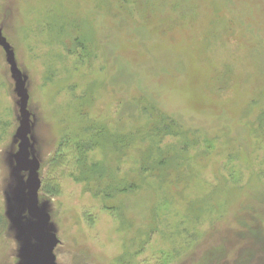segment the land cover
<instances>
[{
    "label": "rangeland",
    "instance_id": "obj_1",
    "mask_svg": "<svg viewBox=\"0 0 264 264\" xmlns=\"http://www.w3.org/2000/svg\"><path fill=\"white\" fill-rule=\"evenodd\" d=\"M0 264H264V0H0Z\"/></svg>",
    "mask_w": 264,
    "mask_h": 264
},
{
    "label": "trees",
    "instance_id": "obj_2",
    "mask_svg": "<svg viewBox=\"0 0 264 264\" xmlns=\"http://www.w3.org/2000/svg\"><path fill=\"white\" fill-rule=\"evenodd\" d=\"M132 186L133 185H129V184H125V185H122V188H120V187H118V186H115L114 184H113V186L111 185L110 187H109V190H108V192L111 194V193H116V192H124V191H126V190H129V189H132ZM2 222H3V220H2ZM3 225V224H2Z\"/></svg>",
    "mask_w": 264,
    "mask_h": 264
}]
</instances>
